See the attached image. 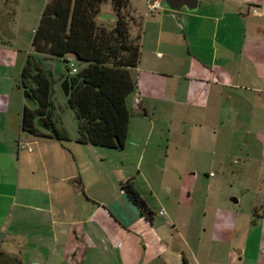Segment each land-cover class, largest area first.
Listing matches in <instances>:
<instances>
[{
  "label": "crops",
  "instance_id": "0c3cea01",
  "mask_svg": "<svg viewBox=\"0 0 264 264\" xmlns=\"http://www.w3.org/2000/svg\"><path fill=\"white\" fill-rule=\"evenodd\" d=\"M177 4L178 16L165 0L130 5L142 17L141 58L132 69L136 89L126 100L131 118L122 150L139 156L145 169L141 163L138 174L115 169V181L85 177L78 163L83 151L98 146L67 132L66 141L83 147L23 131L26 98L14 75L27 54L21 61V54L0 52V264H151L177 248L163 244L155 220L142 216L121 181L134 178L156 216L169 215L177 226L182 214L169 204L179 211L184 199L192 202L199 155L224 165L218 156L229 155L232 132L251 134L253 122L263 121L264 0H198L195 10ZM256 132L264 140V131ZM162 152L175 186L149 178L164 170ZM193 256L185 264L204 263Z\"/></svg>",
  "mask_w": 264,
  "mask_h": 264
},
{
  "label": "rangeland",
  "instance_id": "374dc122",
  "mask_svg": "<svg viewBox=\"0 0 264 264\" xmlns=\"http://www.w3.org/2000/svg\"><path fill=\"white\" fill-rule=\"evenodd\" d=\"M47 1L0 0L1 53H17L21 54V61L25 59L26 54L31 52L32 38ZM131 3L135 7L137 0H131ZM105 9L110 12V4H107ZM6 56L9 58V55ZM43 63L53 79L54 114L57 124L69 135L76 137L77 119L61 86L66 72L65 63L52 58L44 59ZM14 78L16 90L22 94L23 90L19 87L20 74H15ZM6 82H10V79ZM24 103L31 108L36 107L32 101L25 100ZM262 110L264 111V108ZM259 122L260 120L253 122L251 134H248V131L232 132L229 139V155L218 156L224 165H218L219 159L213 161L211 154L199 155L196 170L198 181L193 187L192 202L184 199L179 211L173 203L169 204L168 209L173 214H182L183 219L180 221L177 217L175 226L169 215H155L154 218L156 232L164 241L163 244L170 243L177 248L165 250L151 264H176L173 261L185 264L187 258L196 259L194 254L198 255L203 264H264V140L258 139L256 132L264 131V116L263 121ZM244 143H247V146H243ZM74 145L83 147L76 144L75 139L64 143L66 147ZM123 151L96 147V150L89 149L88 153L83 151L78 163L85 177L93 175V178L100 177L109 182L116 180L118 172H115V169H123L126 175L138 174L140 163L141 168L145 169V162H141L139 156ZM163 156L165 152L159 156L160 165H165L164 170L158 169L156 174L150 175L149 178L153 183L158 182L159 187L161 184L167 187H171V184L175 186V180L170 184V164L165 163ZM173 189L175 190V187ZM232 198H236L238 202H234ZM149 201L152 205H157L153 198L150 197ZM216 216L222 219L217 221ZM214 245V258L210 260L209 252ZM229 249L230 262L226 259Z\"/></svg>",
  "mask_w": 264,
  "mask_h": 264
},
{
  "label": "trees",
  "instance_id": "16d2710c",
  "mask_svg": "<svg viewBox=\"0 0 264 264\" xmlns=\"http://www.w3.org/2000/svg\"><path fill=\"white\" fill-rule=\"evenodd\" d=\"M110 4L115 20L100 18ZM131 0H48L35 29L31 52L20 73L19 87L36 107L25 105L24 132L37 137L69 140L54 114V87L44 59L65 63L68 105L77 119L76 141L122 150L126 146L131 112L127 98L135 91L132 69L141 58L142 17L130 9ZM69 58L77 67L72 73ZM46 124L48 128L42 125ZM121 188L149 222L156 212L138 190L135 179Z\"/></svg>",
  "mask_w": 264,
  "mask_h": 264
},
{
  "label": "water",
  "instance_id": "95a60500",
  "mask_svg": "<svg viewBox=\"0 0 264 264\" xmlns=\"http://www.w3.org/2000/svg\"><path fill=\"white\" fill-rule=\"evenodd\" d=\"M179 1H183V2L185 1V2L192 4V6L189 7L190 10H195L197 8L198 0H165L166 9L173 11L175 13V15L178 16L182 11V6L177 4ZM100 18L104 19V20H108V21H113V20H115L116 16L112 12H106L105 11L100 15ZM61 86H62V89H63L65 95L69 96V93H70L69 79L65 78L63 80ZM42 126L44 128H48L45 123ZM232 200L234 202L238 201L236 198H233Z\"/></svg>",
  "mask_w": 264,
  "mask_h": 264
},
{
  "label": "built area",
  "instance_id": "2783aa9c",
  "mask_svg": "<svg viewBox=\"0 0 264 264\" xmlns=\"http://www.w3.org/2000/svg\"><path fill=\"white\" fill-rule=\"evenodd\" d=\"M158 4H153L151 7L152 8H155V6H157ZM263 14H264V11H263ZM69 61H70V65L72 66V73H76V71H77V67L75 66V64H74V61H73V59L72 58H69ZM136 102L137 103H140V98H137L136 99Z\"/></svg>",
  "mask_w": 264,
  "mask_h": 264
}]
</instances>
